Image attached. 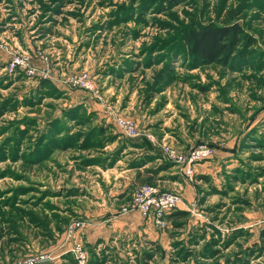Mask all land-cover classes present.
<instances>
[{"label":"rangeland","instance_id":"374dc122","mask_svg":"<svg viewBox=\"0 0 264 264\" xmlns=\"http://www.w3.org/2000/svg\"><path fill=\"white\" fill-rule=\"evenodd\" d=\"M234 22L256 40L239 46L249 65H193L182 33ZM16 56L37 74L11 70ZM79 100L88 104L70 106ZM118 117L155 153L134 158ZM199 143L232 150L242 165L192 181L189 214L168 219L162 239L136 211L137 231L87 246L89 264H264V0H0V264L40 253L45 264H79L66 230L87 217L76 211L85 191L72 165H97L100 184L123 146V167L172 165L157 181L138 174L123 212L143 184L183 201L164 188L177 177L165 152ZM62 234L70 250H49Z\"/></svg>","mask_w":264,"mask_h":264},{"label":"crops","instance_id":"0c3cea01","mask_svg":"<svg viewBox=\"0 0 264 264\" xmlns=\"http://www.w3.org/2000/svg\"><path fill=\"white\" fill-rule=\"evenodd\" d=\"M51 80L55 83V87L57 89L63 93L65 92V84H63L60 79L56 77L54 78L53 76ZM70 94L76 93L71 92ZM79 103L87 105L88 101L79 100L70 104V106ZM130 141L133 143V146H129L131 147L129 149L136 150L137 152L134 155V158L139 156L141 153H155L154 150L156 147L148 138L137 137ZM238 141H240V138ZM116 145H118V141L113 143V146ZM232 147H234V144ZM120 153H123L122 157L125 153H127L124 146ZM122 157L115 165V169L113 167L107 168V170L103 169V173L107 176V178L103 180L104 182H107L106 184H100L98 182L97 176H100V174L94 173V168L98 167L97 165L71 166L74 168V175L79 176V181H77L74 187L81 191H85V194L83 195L85 199L79 197V206H82V208L79 207L76 211L87 217V225L81 232L82 239L85 241L86 246L95 245L100 240L105 239L111 234L137 231V212H122L120 209H122V207L127 203V198L130 197V193L133 191L131 190V186L132 184L136 185L137 183V175H147L151 177L152 174L147 172L148 165H124V167L119 165L122 163ZM237 165H242V163L236 158L235 153L232 152V150H228L227 148L226 150H216L215 155L211 160H206L195 166L196 182L199 183V181L202 180L207 182V180H209V175L221 173L222 170H225L226 168H228V170L225 171L230 172L229 169ZM175 167L177 168V171H173L170 174L177 177H172L169 180H166L163 185L164 188L169 190H176V188L181 190L183 192V201L180 203L178 209L189 210L188 205H190L189 203H191L194 199L193 196L196 192L195 184L193 182L191 183V181L183 175L181 169L177 167V165ZM170 169H172V166L166 170H162L161 172L168 173L167 171ZM199 176H207L208 178L201 179ZM153 181H157L155 176ZM218 182L216 181L215 184L218 188H220ZM145 220L146 224L144 226L146 227H144V230L149 232L151 236L153 235L152 238L157 240L165 237V233L162 232L160 228L156 227L151 219ZM65 239L66 238H64L62 234L60 238H57L54 242V246L50 247L49 250L58 249L61 251L60 254H64L69 251L71 243Z\"/></svg>","mask_w":264,"mask_h":264},{"label":"built area","instance_id":"2783aa9c","mask_svg":"<svg viewBox=\"0 0 264 264\" xmlns=\"http://www.w3.org/2000/svg\"><path fill=\"white\" fill-rule=\"evenodd\" d=\"M10 69H24L29 75L37 74L28 63L21 57L16 56L9 64ZM76 83V81H75ZM91 85V84H90ZM87 87V86H86ZM117 124L121 131L129 138L140 136L136 123L125 117H118ZM167 158L176 163L183 175L191 182L196 180L195 166L215 155V149L206 143H199L186 152H179L174 149H167ZM182 197L175 191H162L151 184H143L136 188L131 203L123 208V212L139 211L145 219H151L156 227L164 229L168 227L169 215L178 209ZM87 224L81 220L71 221L66 230L67 240H72L71 251L79 264H89L90 255L85 242L80 237V231ZM50 261L48 253L29 254L20 257L16 264H42Z\"/></svg>","mask_w":264,"mask_h":264},{"label":"trees","instance_id":"16d2710c","mask_svg":"<svg viewBox=\"0 0 264 264\" xmlns=\"http://www.w3.org/2000/svg\"><path fill=\"white\" fill-rule=\"evenodd\" d=\"M182 41L188 49V56L192 59L193 65L198 64H221L229 67L234 71L239 70V63L245 64L246 53L239 51V46L244 42V48L255 44L256 40L250 35L239 22L215 25H200L198 28H192L182 33ZM240 61V62H239ZM249 64H245L248 66ZM48 83V81L45 80ZM50 84V83H49ZM59 94L62 93L54 87ZM67 147V146H66ZM172 165H160L156 169H148L151 173L150 180H154V176L158 175L162 170L170 168ZM201 179H207V176H199ZM187 211L177 209L169 215V219L173 220L175 225L177 220L187 216ZM177 226H181L180 224ZM260 236L264 241V226L261 229ZM158 246V244H157ZM214 256L219 253L218 250L211 251ZM152 254L147 253L146 258L150 259Z\"/></svg>","mask_w":264,"mask_h":264}]
</instances>
